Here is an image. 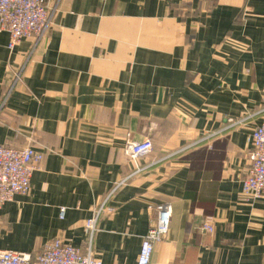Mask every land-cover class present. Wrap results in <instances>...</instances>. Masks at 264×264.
<instances>
[{
	"label": "crops",
	"instance_id": "crops-1",
	"mask_svg": "<svg viewBox=\"0 0 264 264\" xmlns=\"http://www.w3.org/2000/svg\"><path fill=\"white\" fill-rule=\"evenodd\" d=\"M47 1L40 41L10 48L0 29V144L43 153L31 191L0 208V248L36 257L59 237L87 253L86 221L114 190L93 241L103 264H137L162 202L152 264H264V195L243 192L264 121V0ZM145 138L153 151L130 158Z\"/></svg>",
	"mask_w": 264,
	"mask_h": 264
},
{
	"label": "built area",
	"instance_id": "built-area-1",
	"mask_svg": "<svg viewBox=\"0 0 264 264\" xmlns=\"http://www.w3.org/2000/svg\"><path fill=\"white\" fill-rule=\"evenodd\" d=\"M56 10L57 4L50 7L47 0H0V29L9 32V47L27 37L40 41L51 29ZM4 106L5 102L0 106V113ZM152 151L150 138L141 141L129 139L125 146V153L132 159L148 156ZM42 160L43 153L33 146L15 148L0 144V208L11 202L15 195L31 191L32 175L40 169ZM248 162L249 171L243 182V192L250 198L259 199L264 195V121L253 130ZM113 192L107 194L101 206L86 221L87 253L83 254L80 248L58 237L46 242L36 257L28 252L0 248V264H103L93 253V241L99 219L108 211L106 204ZM151 209L156 213V221L143 237L137 264H152L155 245L167 237L171 228L170 202L159 203ZM64 214L63 208L61 216ZM201 229L214 231L212 217L206 218Z\"/></svg>",
	"mask_w": 264,
	"mask_h": 264
}]
</instances>
